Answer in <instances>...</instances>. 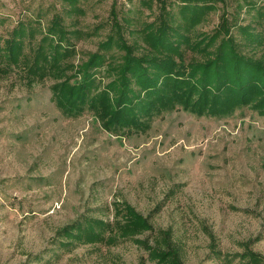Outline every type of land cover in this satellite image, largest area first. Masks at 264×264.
<instances>
[{"label": "rangeland", "instance_id": "obj_1", "mask_svg": "<svg viewBox=\"0 0 264 264\" xmlns=\"http://www.w3.org/2000/svg\"><path fill=\"white\" fill-rule=\"evenodd\" d=\"M207 2L176 60L213 59L234 37L241 55L264 65V38L242 35L245 26L264 34V0ZM188 4L0 0V264H161L166 231L177 257L163 264H264L259 96L225 111L137 108L123 124L103 111L127 52L156 57L144 27ZM60 26L65 37L52 38ZM203 37L210 42L192 46ZM85 65L88 96L63 99Z\"/></svg>", "mask_w": 264, "mask_h": 264}, {"label": "trees", "instance_id": "obj_2", "mask_svg": "<svg viewBox=\"0 0 264 264\" xmlns=\"http://www.w3.org/2000/svg\"><path fill=\"white\" fill-rule=\"evenodd\" d=\"M183 1L189 4L180 7L177 13L173 10L172 15L166 12L160 24L151 23L144 27L150 45L158 50L156 57L145 59L127 52L124 63L114 72L113 82L117 84L113 90L115 96L112 98L109 95L102 99L103 111L109 117V123L134 122L137 119L135 109L150 110L156 105L164 106L169 102L182 104L198 112L215 109L225 111L232 103L246 104L259 96L256 106L264 108V65L241 55L237 47L241 43L236 42L234 37L221 40L213 59L190 66H185L184 60H176V57L182 59L180 48L176 46L187 38L190 25L199 24L200 13L205 9L203 6L199 8L197 3H208L210 0ZM242 29V35L249 44H256L264 38L263 33L254 32L251 26ZM63 30L60 26L51 32V37L54 38L55 33L59 39L64 38ZM209 42L208 38L203 37L192 46L199 43L203 46ZM11 45L17 46L16 41ZM53 51H56L55 48ZM95 57V61L100 63L98 58L101 56ZM84 67L87 69L81 70L84 74L83 83L78 87L76 84L65 85L62 89L63 99L83 101L88 96L94 84V73L89 72L87 65ZM131 211L134 217L135 213ZM134 221L136 225L143 223L140 217ZM76 229L74 227L67 232L72 234ZM164 235L167 251L158 254L161 264L171 258L170 255L177 257L176 244L169 240L170 232L166 231Z\"/></svg>", "mask_w": 264, "mask_h": 264}]
</instances>
